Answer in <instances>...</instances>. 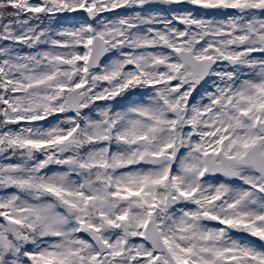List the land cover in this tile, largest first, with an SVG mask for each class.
<instances>
[{"label":"snow or ice","instance_id":"6c2138e0","mask_svg":"<svg viewBox=\"0 0 264 264\" xmlns=\"http://www.w3.org/2000/svg\"><path fill=\"white\" fill-rule=\"evenodd\" d=\"M0 264H264V0H0Z\"/></svg>","mask_w":264,"mask_h":264}]
</instances>
